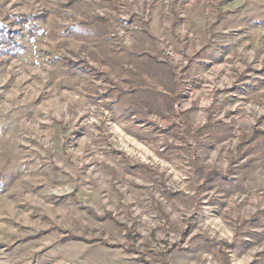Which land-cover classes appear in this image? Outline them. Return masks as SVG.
Wrapping results in <instances>:
<instances>
[{
	"label": "rangeland",
	"instance_id": "obj_1",
	"mask_svg": "<svg viewBox=\"0 0 264 264\" xmlns=\"http://www.w3.org/2000/svg\"><path fill=\"white\" fill-rule=\"evenodd\" d=\"M0 264H264V0H0Z\"/></svg>",
	"mask_w": 264,
	"mask_h": 264
}]
</instances>
